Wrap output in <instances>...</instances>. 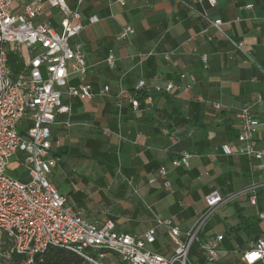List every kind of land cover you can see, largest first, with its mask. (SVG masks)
Listing matches in <instances>:
<instances>
[{
    "label": "crops",
    "instance_id": "1",
    "mask_svg": "<svg viewBox=\"0 0 264 264\" xmlns=\"http://www.w3.org/2000/svg\"><path fill=\"white\" fill-rule=\"evenodd\" d=\"M125 1L83 0L73 7L85 22L73 43L83 45L89 68L84 76L71 75L70 84L88 83L95 93L110 85L111 93L90 100L63 95L71 113L58 115L51 128L57 164L50 179L85 219H112L118 230L137 234L152 228L157 215L189 229L212 191L227 195L255 184L256 204L251 194L240 196L217 209L203 228L204 238L224 235L219 259L208 263L201 251L189 257V264H245L243 253L264 237V169L254 168L264 158L226 153L222 147L236 148L237 111L245 103L260 121L264 146V0H217L213 8L200 0ZM93 14L101 19L91 24ZM48 15L60 28V17L52 10ZM215 18L222 19V31L212 26ZM128 25L135 32L121 39ZM149 50L156 55L132 58ZM110 51L117 57L115 67L105 62ZM181 73L195 76L191 89L178 88L175 94L153 89L152 102H141L137 110L127 99L119 118L122 78L131 92L141 77L151 85L179 84ZM184 153L191 154L189 166H173ZM162 166L168 169L165 176L158 172ZM153 248L173 252L166 228L158 229Z\"/></svg>",
    "mask_w": 264,
    "mask_h": 264
},
{
    "label": "built area",
    "instance_id": "2",
    "mask_svg": "<svg viewBox=\"0 0 264 264\" xmlns=\"http://www.w3.org/2000/svg\"><path fill=\"white\" fill-rule=\"evenodd\" d=\"M83 0H77L80 4ZM125 5V0H119ZM215 7L217 0H200ZM249 7V6H248ZM56 8L60 16V28L51 21L48 11ZM208 16V9H203ZM98 14L88 17L89 23L100 21ZM212 26L222 31V19L211 20ZM82 11L70 6L67 0H0V264H14L16 256L20 264H34L50 246L70 249L86 261L102 264L101 259L110 252L120 256L128 264H189L194 243H199L202 256L208 263H215L221 254L223 234L204 238L203 228L207 220L222 205L249 194V200L256 204L255 184L223 195L218 190L205 197L206 209L199 213L196 223L189 229H182L173 218L155 217V224L144 233H128L116 228L112 219L105 221L87 220L81 211L71 208L65 196L51 181L50 176L57 164L52 150V125L58 115L70 114L71 108L64 104L63 95L90 100L96 96L111 93V86L105 85L95 93L88 83L70 84V76H84L89 64L83 45L71 43L84 29ZM135 30L128 25L120 38L127 39ZM241 47V43L233 41ZM12 47V48H11ZM15 51L23 61V67L15 72L9 65V53ZM156 55L154 50L140 51L135 56L141 61ZM170 59L169 53L165 54ZM204 67L209 57L200 55ZM117 57L110 51L105 62L116 66ZM120 81L116 107L119 118L123 114L125 101L134 110L139 109L141 100L123 86ZM196 83L193 74L181 73L180 83L169 81L165 85L151 83L144 77L138 79L135 89L145 90V102H152L153 89L175 94L176 89L189 90ZM262 99L258 97V101ZM218 107L220 105H217ZM241 125L237 146L225 145L222 150L258 159L264 158V146L259 143L260 121L250 103L243 104L237 111ZM108 130V129H107ZM24 153V164L28 167V180L8 174V167L18 153ZM190 153L174 158L175 167H188ZM264 169L260 163L254 167ZM161 175L168 169L160 167ZM152 178L149 182H155ZM132 185V181H128ZM166 185L170 182L166 181ZM137 192L138 189L135 188ZM264 218V213H261ZM166 228L173 245V252L165 255L153 248L159 228ZM102 249L100 258H94L87 250ZM245 264H264V237L242 255Z\"/></svg>",
    "mask_w": 264,
    "mask_h": 264
},
{
    "label": "trees",
    "instance_id": "3",
    "mask_svg": "<svg viewBox=\"0 0 264 264\" xmlns=\"http://www.w3.org/2000/svg\"><path fill=\"white\" fill-rule=\"evenodd\" d=\"M17 58L19 60V63L16 62ZM8 62L15 72L20 70L22 61L15 51L13 50L10 51ZM131 92L133 94H137L141 102H143L145 97L148 95L147 91L136 90L135 88L131 89ZM151 94L154 96L153 93ZM199 251H200V245L199 243L196 242L192 246L190 256L198 254ZM22 260L23 257L18 255L15 258L14 264H20ZM85 262L86 260L82 256H80L79 254H77L76 252L70 249L59 246H50L42 256L37 257L35 259L34 264H85ZM120 264H128V263L120 259Z\"/></svg>",
    "mask_w": 264,
    "mask_h": 264
},
{
    "label": "rangeland",
    "instance_id": "4",
    "mask_svg": "<svg viewBox=\"0 0 264 264\" xmlns=\"http://www.w3.org/2000/svg\"><path fill=\"white\" fill-rule=\"evenodd\" d=\"M67 1L71 7L76 6L77 0H67ZM52 11L56 14L57 17L59 16L56 8H53ZM74 40L75 39H71V43H73ZM16 62L19 63L18 58H17ZM21 67H22V65H21ZM74 78L79 79L78 75L74 76ZM24 157H25V154L20 152L12 159V161L8 167V174L10 176L18 177L20 180L27 181L28 180V167L24 164ZM87 251L94 258L99 259L100 253L103 252L104 250H102V249H96V250L95 249H88ZM101 262H102V264H120V256H118V254H116L114 252H110L104 258L101 259ZM85 264H95V263L86 261Z\"/></svg>",
    "mask_w": 264,
    "mask_h": 264
}]
</instances>
